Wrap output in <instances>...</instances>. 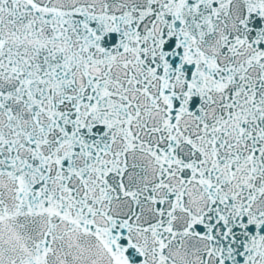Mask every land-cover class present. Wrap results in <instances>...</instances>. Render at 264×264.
<instances>
[{
	"label": "snow or ice",
	"instance_id": "snow-or-ice-1",
	"mask_svg": "<svg viewBox=\"0 0 264 264\" xmlns=\"http://www.w3.org/2000/svg\"><path fill=\"white\" fill-rule=\"evenodd\" d=\"M0 264H264V0H0Z\"/></svg>",
	"mask_w": 264,
	"mask_h": 264
}]
</instances>
